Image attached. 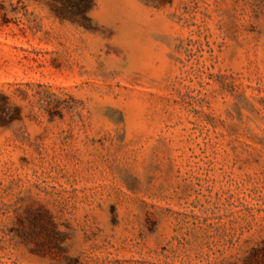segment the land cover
Wrapping results in <instances>:
<instances>
[{
    "label": "rangeland",
    "instance_id": "374dc122",
    "mask_svg": "<svg viewBox=\"0 0 264 264\" xmlns=\"http://www.w3.org/2000/svg\"><path fill=\"white\" fill-rule=\"evenodd\" d=\"M0 0V264H264V0Z\"/></svg>",
    "mask_w": 264,
    "mask_h": 264
},
{
    "label": "trees",
    "instance_id": "16d2710c",
    "mask_svg": "<svg viewBox=\"0 0 264 264\" xmlns=\"http://www.w3.org/2000/svg\"><path fill=\"white\" fill-rule=\"evenodd\" d=\"M53 15L61 21L79 22L90 27L92 0H47Z\"/></svg>",
    "mask_w": 264,
    "mask_h": 264
}]
</instances>
